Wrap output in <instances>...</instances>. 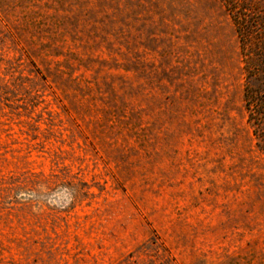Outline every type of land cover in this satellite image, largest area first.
Masks as SVG:
<instances>
[{
  "label": "rangeland",
  "instance_id": "rangeland-1",
  "mask_svg": "<svg viewBox=\"0 0 264 264\" xmlns=\"http://www.w3.org/2000/svg\"><path fill=\"white\" fill-rule=\"evenodd\" d=\"M0 264H264V0H0Z\"/></svg>",
  "mask_w": 264,
  "mask_h": 264
}]
</instances>
